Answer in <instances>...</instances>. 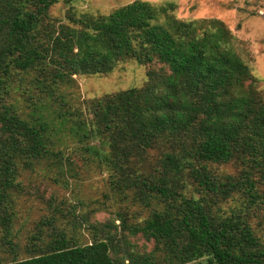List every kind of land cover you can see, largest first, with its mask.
<instances>
[{"label": "trees", "instance_id": "16d2710c", "mask_svg": "<svg viewBox=\"0 0 264 264\" xmlns=\"http://www.w3.org/2000/svg\"><path fill=\"white\" fill-rule=\"evenodd\" d=\"M57 3L0 0L1 246L15 253L22 174L62 163L48 102L59 103L55 120L72 123L74 138L106 150L111 188L149 216L130 225L118 214V238L108 225H91L94 238L84 245L53 227L48 241L30 238L27 258L4 262L0 246V264H264V95L227 26L181 20L174 4L141 0L107 15L70 8L66 24L50 16ZM126 61L147 68L140 88L86 101L89 120L64 109L62 87L72 90L75 77L105 76ZM227 165L233 174L212 169ZM229 202L239 205L224 209ZM126 232L151 251L128 249Z\"/></svg>", "mask_w": 264, "mask_h": 264}, {"label": "rangeland", "instance_id": "374dc122", "mask_svg": "<svg viewBox=\"0 0 264 264\" xmlns=\"http://www.w3.org/2000/svg\"><path fill=\"white\" fill-rule=\"evenodd\" d=\"M136 0H58L50 9L53 19L68 24L65 14L70 8L74 12L92 15H107L113 10ZM153 5H175L174 15L181 20L218 19L233 35L234 49L251 73L258 79V89L264 95V0H141ZM147 68L133 61L120 63L105 76H77L74 88L62 87L66 97V107L70 113L80 111L83 118L89 120L85 111V102L106 94L140 88L146 81ZM13 98L20 104L24 113H29L25 97L15 93ZM51 109L45 114L53 121L54 138L57 150L63 156L61 165L47 168L40 165L33 172H25L20 178V192L15 194L16 216L12 230V244L15 255L10 254L9 246H1L4 262L13 257L18 260L27 258L25 247H30L32 236L42 235L48 241L53 231L66 233L74 237L80 245L88 244L94 238L91 225L105 228L109 234L122 237L123 233L117 220L118 214L126 213L125 218L131 225L141 222L149 216V209L131 198L119 196L109 184V172L104 156L106 150L94 140L80 142L73 137L72 123L64 126L55 120L54 110L59 103H47ZM53 110V111H52ZM64 110V111H65ZM58 111V110H57ZM69 118V117H67ZM100 148V149H99ZM90 149V150H89ZM93 152L98 150L100 155ZM213 171L220 174H233L232 166H214ZM238 203L229 202L224 209ZM86 219V222H82ZM50 222V224L48 223ZM254 229L258 219H252ZM1 238V230H0ZM124 238L127 248L138 254H148L152 244L141 237ZM40 245L42 242H37ZM189 264H208L206 259Z\"/></svg>", "mask_w": 264, "mask_h": 264}]
</instances>
